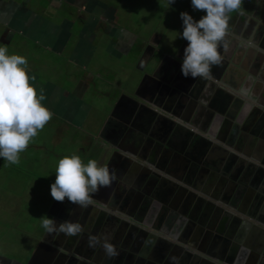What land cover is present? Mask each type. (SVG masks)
Instances as JSON below:
<instances>
[{
	"label": "crops",
	"instance_id": "0c3cea01",
	"mask_svg": "<svg viewBox=\"0 0 264 264\" xmlns=\"http://www.w3.org/2000/svg\"><path fill=\"white\" fill-rule=\"evenodd\" d=\"M83 1L0 0V47L27 59L30 84L38 95L44 90L42 104L54 113L43 128L63 145L51 152L54 161L77 154L116 176L87 208L67 199L55 205L49 195L31 230L14 229L21 246L10 264H41L52 250L67 257L62 264H264V0H243V14H231L222 62L198 86L199 97L212 84L204 100L176 96L171 114L159 109L176 121L168 155L158 125L151 131L159 137L146 136L144 122L133 125L130 104L119 105L144 74L131 91L115 68L142 43L159 51L156 39L116 25L107 9H83ZM41 216L78 222L83 232L48 234ZM90 236L100 243L89 246ZM104 242L119 254L108 257ZM41 243L46 250L36 253Z\"/></svg>",
	"mask_w": 264,
	"mask_h": 264
},
{
	"label": "clouds",
	"instance_id": "9594fccd",
	"mask_svg": "<svg viewBox=\"0 0 264 264\" xmlns=\"http://www.w3.org/2000/svg\"><path fill=\"white\" fill-rule=\"evenodd\" d=\"M175 0H168L167 6ZM194 10L206 14L198 21L182 12V38L188 42L183 51L181 73L185 78L212 79V68L222 62L220 47L227 48L225 37L233 12L243 14V0H191ZM7 46L0 47V158L5 167L20 163L19 153L37 136L38 130L53 118L54 113L43 106L47 99L44 90L39 95L34 83L35 77L27 74V59L19 55H6ZM23 66V67H21ZM116 179L114 170L100 165L95 159L84 163L77 154L64 156L56 166V179L50 186V195L56 202L65 199L71 204L87 208L93 202V195L101 188L109 187ZM41 227L48 233H63L77 236L83 232L78 222L64 221L57 225L53 218L41 216ZM100 243L97 237H89V246ZM102 248L108 257L119 253L116 247L104 242Z\"/></svg>",
	"mask_w": 264,
	"mask_h": 264
},
{
	"label": "rangeland",
	"instance_id": "374dc122",
	"mask_svg": "<svg viewBox=\"0 0 264 264\" xmlns=\"http://www.w3.org/2000/svg\"><path fill=\"white\" fill-rule=\"evenodd\" d=\"M87 1H83V9H107L114 14L116 25L132 31L133 35H139L138 37L148 42L152 38L156 39L155 44L159 52L172 57L183 43L179 51V57L183 58L184 48L188 44L181 35L183 21L180 14L187 13L194 21L206 14L203 10H194L191 0H175L169 6L168 0H104L108 2L106 7L95 4L94 0ZM232 21L229 22L231 27ZM144 49L145 43L138 45L134 48L135 53L115 66L121 76L120 86L132 89L136 77L141 73L138 69L140 61L136 64L135 61L139 60ZM124 52L117 47V55L124 56ZM15 55L22 56L19 53ZM119 89L122 88L118 87ZM123 95L126 94L122 92L120 96ZM46 131L49 130H38L37 136L30 140L29 146L19 153L18 165L5 167L4 159L0 158V258L8 261L14 259V247L19 246L20 249L21 246L18 239L20 235L14 229L19 227L18 230L28 231L31 221L35 223L38 220L39 215L48 206L50 186L56 179L58 161H54L51 152L61 153L63 145L54 146L51 135ZM43 136L48 138L45 145L41 142Z\"/></svg>",
	"mask_w": 264,
	"mask_h": 264
},
{
	"label": "water",
	"instance_id": "95a60500",
	"mask_svg": "<svg viewBox=\"0 0 264 264\" xmlns=\"http://www.w3.org/2000/svg\"><path fill=\"white\" fill-rule=\"evenodd\" d=\"M141 63L142 61L140 64ZM140 71L143 72L144 70ZM195 82H197V84H195ZM195 82H193V84L190 83L186 89L176 87V58H173L172 56H164L160 65L158 66V69L153 72L151 76L146 74L132 95L126 94L121 96L119 105L123 100L130 104V113L132 112L131 116L134 118L132 119V123L134 126H136L137 124L144 122L147 125L146 129L144 130L146 136L155 138L154 134H152L153 132L151 131V126L153 124L155 126L158 125V128L164 134L161 139L158 138V140L161 142V144H159H163V146H165L166 155H168V150L172 148V138L170 136L172 132L171 129L176 125V121L172 120L175 117L174 114L169 116L161 112L159 109H163V111L166 113L168 112L171 114V105H173L174 101H176V91L180 92V95L178 94V98H183L191 103L190 99H196L193 95V89L196 86L203 84V79L196 78ZM193 102L194 101L192 100V103ZM165 104L167 108H163ZM137 109H140V111L144 110L146 115L143 119H140V114H135ZM151 163L154 165V162ZM149 170L150 169H146V173H148ZM121 177L122 176H117V179L121 180ZM59 203L60 202H55V205ZM152 239L153 238H151V240ZM164 245L168 247L169 244L165 243ZM41 250H46L44 244L42 243L39 244L36 253L40 252ZM50 255L51 256L48 258V260L43 261L41 264H62L65 259H67L66 256L61 255L58 259H56L59 255V252L55 250H52ZM76 263L77 262L74 259H69L68 261V264ZM0 264H10V261L0 258ZM28 264H30V261Z\"/></svg>",
	"mask_w": 264,
	"mask_h": 264
},
{
	"label": "flooded vegetation",
	"instance_id": "af4514ba",
	"mask_svg": "<svg viewBox=\"0 0 264 264\" xmlns=\"http://www.w3.org/2000/svg\"><path fill=\"white\" fill-rule=\"evenodd\" d=\"M164 56H165L164 54H162L161 52H159L157 50H154V48H152V47L145 48L143 50V52L141 53V55L139 56V61L140 62L142 61L141 64L139 62V64H140L139 68H140V70H144L142 72L144 74V76L146 74L151 76L153 74V72H155L158 69V66L160 65ZM178 56H179V51H177V53L174 54V56H173V58H176V87L181 88V89H186L187 86H189V84L187 82L192 80V78L191 77L185 78L182 75V73H181V63L182 62L178 58ZM192 81H194V80H192ZM183 83H185V85ZM190 83H191V81H190ZM211 89H212V84H207V86L203 89V95L200 96L199 100L203 101L204 98L206 97V92L211 91ZM195 92L196 91H194V93ZM176 94H177L176 96H178V94L180 95V92L176 91ZM163 108H167L166 104L163 106ZM171 111H173V110H171ZM152 134H154V137H156V138L159 137L155 133H152ZM162 137H163V135H161V138Z\"/></svg>",
	"mask_w": 264,
	"mask_h": 264
},
{
	"label": "bare ground",
	"instance_id": "6f19581e",
	"mask_svg": "<svg viewBox=\"0 0 264 264\" xmlns=\"http://www.w3.org/2000/svg\"><path fill=\"white\" fill-rule=\"evenodd\" d=\"M190 81H191V80H190ZM190 81H188L187 83L190 84ZM200 89H201V88H198V86L195 87V88L193 89V95H194V97H197V99H199L200 96H202V95H200V96L198 97V95H197V93H198V91H199ZM194 91H196V92L194 93Z\"/></svg>",
	"mask_w": 264,
	"mask_h": 264
}]
</instances>
